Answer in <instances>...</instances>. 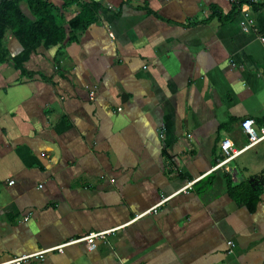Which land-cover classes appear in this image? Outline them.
<instances>
[{"label":"crops","instance_id":"1","mask_svg":"<svg viewBox=\"0 0 264 264\" xmlns=\"http://www.w3.org/2000/svg\"><path fill=\"white\" fill-rule=\"evenodd\" d=\"M45 1L64 38L28 75L1 38L0 262L264 264V189L252 213L227 193L264 172V141L213 170L243 120L264 127V0H92L82 32L67 24L89 0Z\"/></svg>","mask_w":264,"mask_h":264},{"label":"trees","instance_id":"2","mask_svg":"<svg viewBox=\"0 0 264 264\" xmlns=\"http://www.w3.org/2000/svg\"><path fill=\"white\" fill-rule=\"evenodd\" d=\"M21 0H0V63L4 59L1 38L5 29L11 31L12 36L22 47L21 55L11 58L9 61L15 70L22 75H28L22 68L23 57L34 51L37 44H56L64 38V28L54 24L53 8L45 0H24L33 20L25 16L20 10ZM77 0H65L64 6L75 3ZM247 3L252 5L250 1ZM253 9L262 8L260 5H252ZM258 6V7H257ZM100 5L92 0L83 3L80 12L67 24L68 30L84 31L88 26L95 23ZM71 39V38H70ZM264 189V172L259 176L251 178L247 184L232 187L227 184V193L236 203L244 205L248 212L252 213L261 192Z\"/></svg>","mask_w":264,"mask_h":264},{"label":"built area","instance_id":"3","mask_svg":"<svg viewBox=\"0 0 264 264\" xmlns=\"http://www.w3.org/2000/svg\"><path fill=\"white\" fill-rule=\"evenodd\" d=\"M254 2L255 1L253 0L250 1L251 4H253ZM241 16H242V19H241L242 21L239 22V27L243 32H247L252 27L251 18L246 12L241 13ZM259 40L261 43H264L263 38H260ZM240 127L247 140V144L242 149L237 150L232 147L231 142L229 140L222 141L219 145L222 160L219 161L215 165L213 170L218 169L219 167L225 165L228 161H231L235 159L236 157H238L240 154H242L247 149H250L251 147L257 145L258 143L264 141V127L260 129L255 128V125L252 119L243 120L241 122ZM189 187H190V183L187 184L184 189L189 188ZM159 206H160L159 204L155 205L152 209L149 210V212L155 213L156 209ZM113 232L114 230L104 231L100 233H89L88 235H86L85 237H83L82 239L78 241L85 242L90 247V249H94L96 241H104L106 237L109 236ZM42 257H43V253L40 252V253H36L32 255L14 258L6 262H0V264H26L30 260L37 261V260L42 259Z\"/></svg>","mask_w":264,"mask_h":264}]
</instances>
